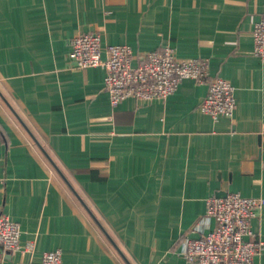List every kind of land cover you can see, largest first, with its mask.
Instances as JSON below:
<instances>
[{"label":"crops","instance_id":"1","mask_svg":"<svg viewBox=\"0 0 264 264\" xmlns=\"http://www.w3.org/2000/svg\"><path fill=\"white\" fill-rule=\"evenodd\" d=\"M263 5L0 0V212L18 222L21 245L34 242L0 246V264H41L57 248L61 264H127L34 137L131 264H195L180 252L213 228L209 195L264 198V61L252 51ZM96 31L103 45L205 58L234 88L231 116L201 111L207 84L192 78L164 99L112 107L105 70L67 57L72 36ZM250 226L264 242V205Z\"/></svg>","mask_w":264,"mask_h":264},{"label":"built area","instance_id":"2","mask_svg":"<svg viewBox=\"0 0 264 264\" xmlns=\"http://www.w3.org/2000/svg\"><path fill=\"white\" fill-rule=\"evenodd\" d=\"M252 36V51L264 61V14L255 22ZM67 57L75 67L100 66L105 70L104 89L112 107L126 97L143 101L164 99L184 78L206 82L200 109L213 118L231 116L235 107L232 84L221 77L209 76L205 58H177L169 47L134 52L124 43L103 45L97 31L81 32L70 38ZM263 205V197L239 192L209 195L205 199V215L214 219V226L200 237L187 239L181 256L195 264H253L264 242L252 231L250 220L260 213ZM20 233L18 222L0 212V246L32 251L34 242L21 245ZM41 264H61V251L57 248L42 252Z\"/></svg>","mask_w":264,"mask_h":264},{"label":"water","instance_id":"3","mask_svg":"<svg viewBox=\"0 0 264 264\" xmlns=\"http://www.w3.org/2000/svg\"><path fill=\"white\" fill-rule=\"evenodd\" d=\"M35 142L37 143V145L41 148V150L43 151V153L45 154V156L50 160V162L52 163V165L58 170V172L61 173L62 177L64 178V180L66 181V183L68 184V186L71 188V190L74 192V194L77 196V198L79 199V201L83 204V206L87 209V211L89 212V214L92 216V218L94 219V221L97 223V225L101 228V230L105 233V235L108 237V239L111 241V243L114 245V247L119 251V253L122 255V257L124 258V260L126 261L127 264H131L130 261L126 258V256L123 254V252L119 249V247L117 246V244L113 241V239L111 238V236L108 234V232L106 231V229L103 227V225L101 224V222L98 220V218L95 216V214L91 211V209L86 205V203L83 201V199L80 197V195L77 193V191L74 189V187L71 185V183L67 180V178L62 174L61 170L59 169V167L57 166V164L53 161V159L50 157V155L48 154V152L44 149V147L39 143V141L34 137Z\"/></svg>","mask_w":264,"mask_h":264},{"label":"rangeland","instance_id":"4","mask_svg":"<svg viewBox=\"0 0 264 264\" xmlns=\"http://www.w3.org/2000/svg\"><path fill=\"white\" fill-rule=\"evenodd\" d=\"M57 166H58V164H57ZM59 167V166H58ZM59 169H60V167H59ZM61 170V169H60ZM62 171V170H61ZM91 211H93L92 209H91ZM93 213L94 214H96L94 211H93ZM95 216H97V215H95ZM98 217V216H97ZM99 221H100V219H98ZM106 230H107V232H108V234L111 236V238L113 239V241L116 243V240L114 239V235H113V233H111L107 228H105ZM117 244V243H116ZM117 246L119 247V249L121 250V248H120V246H119V244H117ZM122 251V250H121Z\"/></svg>","mask_w":264,"mask_h":264}]
</instances>
